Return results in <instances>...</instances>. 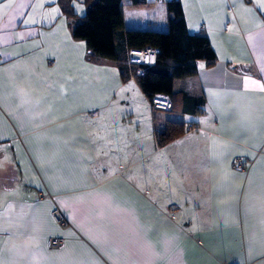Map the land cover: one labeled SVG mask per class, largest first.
<instances>
[{
  "label": "crops",
  "instance_id": "crops-1",
  "mask_svg": "<svg viewBox=\"0 0 264 264\" xmlns=\"http://www.w3.org/2000/svg\"><path fill=\"white\" fill-rule=\"evenodd\" d=\"M152 1L125 26L159 29ZM180 2L216 58L153 111L126 63L73 37L74 0H0V264H264V0ZM166 120L184 132L158 145Z\"/></svg>",
  "mask_w": 264,
  "mask_h": 264
},
{
  "label": "trees",
  "instance_id": "trees-1",
  "mask_svg": "<svg viewBox=\"0 0 264 264\" xmlns=\"http://www.w3.org/2000/svg\"><path fill=\"white\" fill-rule=\"evenodd\" d=\"M127 1L84 0L86 10L82 16H77L70 7L66 13L72 20V35L85 41L91 55L126 63L128 77L133 75L147 100L160 93L172 102L178 79L195 75L199 60L213 64L216 57L209 39L204 34L188 31L180 0H163V22L159 29L127 28L124 6L144 7L154 3L152 0ZM147 46L159 49L154 64L128 63L130 51ZM138 68L142 72L136 74ZM184 126L183 122L166 120L163 127L154 131L157 144L173 140L184 132Z\"/></svg>",
  "mask_w": 264,
  "mask_h": 264
},
{
  "label": "built area",
  "instance_id": "built-area-1",
  "mask_svg": "<svg viewBox=\"0 0 264 264\" xmlns=\"http://www.w3.org/2000/svg\"><path fill=\"white\" fill-rule=\"evenodd\" d=\"M159 53V49L155 47H144L138 51H130L128 55V63L130 64H147L151 65L154 64L157 54ZM141 68H138L136 71V74L141 73ZM133 78V75L131 76ZM150 107L154 111H167L170 110L172 107L171 99L165 95L156 93L153 94L150 98H148ZM259 152V151H256ZM252 162V159H243L241 157H235L232 165L233 167H236L238 169H245L247 165H249ZM54 219L60 223H65V218L63 217L61 211L58 208L53 209L52 211ZM63 242V238L52 236L48 240V245L51 248H57L59 247Z\"/></svg>",
  "mask_w": 264,
  "mask_h": 264
},
{
  "label": "rangeland",
  "instance_id": "rangeland-1",
  "mask_svg": "<svg viewBox=\"0 0 264 264\" xmlns=\"http://www.w3.org/2000/svg\"><path fill=\"white\" fill-rule=\"evenodd\" d=\"M74 3L76 4L77 7H79L80 9H83V13H85L86 8H85L84 0H74ZM132 8L138 9L140 7H132ZM148 104H149V101H148ZM149 107H150V104H149ZM11 169H12V161H11L10 156L5 153L1 154L0 155V202H2L1 200L6 198V196H8V194H6L3 191V186L10 185L13 181L14 173L11 171Z\"/></svg>",
  "mask_w": 264,
  "mask_h": 264
},
{
  "label": "snow or ice",
  "instance_id": "snow-or-ice-1",
  "mask_svg": "<svg viewBox=\"0 0 264 264\" xmlns=\"http://www.w3.org/2000/svg\"><path fill=\"white\" fill-rule=\"evenodd\" d=\"M259 8H261L262 10H264V2H262L260 5H258Z\"/></svg>",
  "mask_w": 264,
  "mask_h": 264
}]
</instances>
